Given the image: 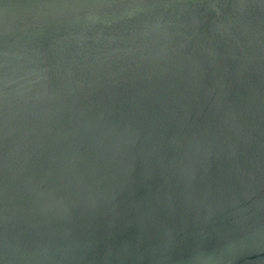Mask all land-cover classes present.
<instances>
[{"label": "water", "instance_id": "95a60500", "mask_svg": "<svg viewBox=\"0 0 264 264\" xmlns=\"http://www.w3.org/2000/svg\"><path fill=\"white\" fill-rule=\"evenodd\" d=\"M0 264H264V0H0Z\"/></svg>", "mask_w": 264, "mask_h": 264}]
</instances>
